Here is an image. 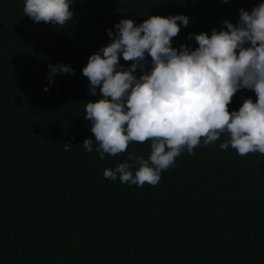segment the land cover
<instances>
[{"label":"trees","instance_id":"trees-1","mask_svg":"<svg viewBox=\"0 0 264 264\" xmlns=\"http://www.w3.org/2000/svg\"><path fill=\"white\" fill-rule=\"evenodd\" d=\"M259 2L73 0L72 21L61 27L33 22L24 0H0V264H264V154L221 150V137L183 151L155 186L105 179L130 152L147 159L150 146L133 142L100 158L84 114L85 102L101 97L81 71L123 18L139 25L149 15H185L190 23L172 46L195 49L190 33L236 25L239 10ZM59 63L74 74L49 84V65ZM245 98L256 100L238 90L229 111Z\"/></svg>","mask_w":264,"mask_h":264},{"label":"clouds","instance_id":"clouds-1","mask_svg":"<svg viewBox=\"0 0 264 264\" xmlns=\"http://www.w3.org/2000/svg\"><path fill=\"white\" fill-rule=\"evenodd\" d=\"M227 3L228 0H223ZM73 0H24L23 12L35 23L64 26L72 21ZM177 21L180 23L178 24ZM190 21L182 14L149 15L139 25L123 18L107 30L110 43L88 57L81 69L89 81V92L100 99L85 102V118L98 145L96 152L117 156L131 143H149L150 153L130 152L125 162L106 168L105 179L143 187L155 186L161 173L186 151L221 140L240 156L264 154V0L250 11L239 10L233 25L189 34L195 49L172 46L180 26ZM150 57V67L146 66ZM130 62L120 64V58ZM137 70L141 73L136 75ZM74 74L70 66L49 65L48 82L55 74ZM255 93V102L245 98L238 110L228 105L238 90ZM48 91V86H44ZM93 151V140L82 142ZM71 145L64 143V150Z\"/></svg>","mask_w":264,"mask_h":264},{"label":"water","instance_id":"water-1","mask_svg":"<svg viewBox=\"0 0 264 264\" xmlns=\"http://www.w3.org/2000/svg\"><path fill=\"white\" fill-rule=\"evenodd\" d=\"M26 26H27V22L24 23V27H25V28H26Z\"/></svg>","mask_w":264,"mask_h":264},{"label":"rangeland","instance_id":"rangeland-1","mask_svg":"<svg viewBox=\"0 0 264 264\" xmlns=\"http://www.w3.org/2000/svg\"><path fill=\"white\" fill-rule=\"evenodd\" d=\"M30 30V29H29Z\"/></svg>","mask_w":264,"mask_h":264}]
</instances>
